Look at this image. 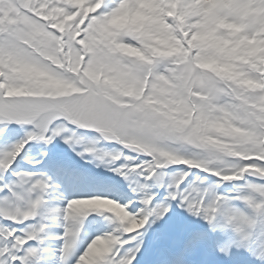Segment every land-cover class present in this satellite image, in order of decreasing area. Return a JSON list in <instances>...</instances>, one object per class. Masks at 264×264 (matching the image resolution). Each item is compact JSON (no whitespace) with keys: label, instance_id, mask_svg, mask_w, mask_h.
<instances>
[{"label":"snow or ice","instance_id":"6c2138e0","mask_svg":"<svg viewBox=\"0 0 264 264\" xmlns=\"http://www.w3.org/2000/svg\"><path fill=\"white\" fill-rule=\"evenodd\" d=\"M9 123L35 131L0 152V264H39L30 242L43 243L47 225L2 222L25 225L40 214L47 178L14 165L31 141L51 143L65 124L149 159L130 169L145 181L139 206L67 204L64 234L51 237L63 241L61 264L92 212L111 213L118 226L92 239L75 264H141L137 256L159 242L141 230L163 221L172 202L213 232L233 233L216 243L217 255L235 249L264 264L256 234L259 227L264 237V0H0V125ZM170 165L189 171L168 184L165 203L153 204L147 182ZM192 169L218 183L197 177L182 187ZM241 181L235 194L215 191ZM208 240L193 233L183 251Z\"/></svg>","mask_w":264,"mask_h":264},{"label":"rangeland","instance_id":"374dc122","mask_svg":"<svg viewBox=\"0 0 264 264\" xmlns=\"http://www.w3.org/2000/svg\"><path fill=\"white\" fill-rule=\"evenodd\" d=\"M19 126V125H18ZM20 127V126H19ZM21 128V127H20ZM21 131L24 133V134H28L29 132H33V131H35V128H34V126L33 125H27V126H23L22 128H21ZM105 138V137H104ZM76 142V143H75ZM75 142H73L72 141V143L73 144H77L78 146H81V147H83V148H85V147H89V145L92 143L91 141L89 142L86 138H84L82 135H78L76 138H75ZM48 145H50L51 147H52V145L54 144V145H56V147L58 148V149H61V148H66L68 151L69 150H72V148L69 146L70 144H68V143H65V135L64 134H60L58 137L56 136V138L54 137L53 139H52V141H51V143H47ZM0 152H2V151H0ZM135 153H138V152H135ZM139 155H141V156H143V157H145V160L147 161L148 159H149V157H147V156H145V155H143V154H140V153H138ZM145 162V161H144ZM180 173H182V172H180V171H178V170H176V171H173L172 172V176L173 177H171L170 176V179L172 180L174 177H176V176H178ZM222 184H220V186H221ZM219 186V187H220ZM237 187V185L235 186V185H232L230 188H228V189H226V187L225 186H223V188L222 189H219L218 190V194H220V195H224V194H226V193H232V194H235V188ZM174 217H176L177 219H178V217H177V213H175L174 215H173ZM199 219V218H198ZM200 220V219H199ZM179 224L180 223H178L177 221H176V223L175 224H172V226H171V228L170 229H165V230H163L162 229V233L161 234H163V236H164V240H170L171 238H174L175 239V237H177V235H178V231H179V229H178V227H179ZM197 224H199L198 222L196 223V225ZM197 227V229L198 230H200V226H196ZM196 231V230H195ZM154 237H157V238H159V242L158 243H156V245H161V244H165L166 242H164V241H160L161 239H162V237L161 236H154ZM149 239V238H148ZM148 239H146L147 241H148ZM173 241V240H172Z\"/></svg>","mask_w":264,"mask_h":264},{"label":"bare ground","instance_id":"6f19581e","mask_svg":"<svg viewBox=\"0 0 264 264\" xmlns=\"http://www.w3.org/2000/svg\"><path fill=\"white\" fill-rule=\"evenodd\" d=\"M56 196L53 195L50 197V201L48 203V210L49 211H52V227H51V237H58V231L55 230L57 229V227L59 226V220L57 218L61 217V218H64V210L67 208L66 207H61L57 204V199L55 198ZM63 212V214H62ZM66 227V226H65ZM56 235V236H55ZM63 236V235H62ZM53 239H50V241H52Z\"/></svg>","mask_w":264,"mask_h":264}]
</instances>
